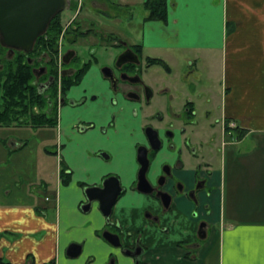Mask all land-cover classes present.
<instances>
[{
    "label": "crops",
    "instance_id": "1",
    "mask_svg": "<svg viewBox=\"0 0 264 264\" xmlns=\"http://www.w3.org/2000/svg\"><path fill=\"white\" fill-rule=\"evenodd\" d=\"M144 1L81 0V9L88 4L105 15L110 8L126 7L131 22L132 10L143 7L139 32L130 29L125 43L132 48L139 45L141 55L157 53L150 57L164 60L168 75H173L177 50L192 54L190 64L208 67L215 65L213 55H221L218 101L205 97L206 107H199L202 119L197 122L194 109L199 100L191 97L189 107L194 112L185 114L193 122H185V132L176 138L180 146L193 145L197 158L191 162L183 148L182 164L175 174L190 187L198 164L199 173H210L207 187L196 193V202L186 193L175 196L170 209L159 215L158 224L149 219L146 211L158 214L160 204L132 189L138 169L136 147L146 140L142 127L148 106L112 92L98 76L103 101L100 113L94 114L99 118L96 130L80 129L77 122L82 116L73 115L62 103L55 126L60 129L58 137L63 143L58 154L64 162H59L50 180L35 182L33 190L9 188L0 194V257L4 260L13 264H108L113 255L117 264H136L135 255L128 251L138 246L137 264H264V0H166L165 21L147 20ZM111 35L116 37L110 29L102 31V44ZM79 89L66 94L78 96ZM211 110L217 111V117L211 118ZM223 118L235 124L232 132L220 131L216 120ZM11 125L44 127L13 123L0 125V130ZM233 128L240 132L234 134ZM26 139L0 137V151L21 150ZM161 155L162 151L150 174L158 169ZM60 163L70 172L67 183L62 182ZM107 175L118 176L124 187L109 224L96 201L89 210L82 209L84 187L99 184ZM201 222L204 237L198 235ZM106 228H121L127 253L102 238ZM73 242L81 250L71 257L66 249Z\"/></svg>",
    "mask_w": 264,
    "mask_h": 264
},
{
    "label": "rangeland",
    "instance_id": "2",
    "mask_svg": "<svg viewBox=\"0 0 264 264\" xmlns=\"http://www.w3.org/2000/svg\"><path fill=\"white\" fill-rule=\"evenodd\" d=\"M126 11V7H120L117 9L110 8L106 11L105 15H103L99 9H94L88 4L77 13H75L72 8L61 11V18L64 24L72 17H74V20L70 28L72 30H69L66 36H63L61 39L62 42L60 49L62 50V53H65L68 50H73L78 57L76 60L64 63L63 68L80 69L84 63H87L81 81L72 84V87L70 86L71 90L70 87L66 90V93H70L71 91L73 93V89L79 87L80 92L78 93V96H68L66 93V95L64 94V105L69 107L73 115L80 114V116H82L77 122L80 129L89 125L93 127L94 131L96 130V121H98L99 118H95L94 114L100 113V105L103 101L100 94L101 86L96 80L98 79V76L103 73L101 69L105 67L107 63H110L112 60L111 58H114V56H116L122 49V45L114 47L110 43L102 44V40L105 38L102 37V31L108 29L114 31L116 33V42L119 41L118 44L126 42V34H128L130 29L135 28L134 31L136 30L139 32L140 18L144 12L143 7L132 10L133 17L131 18V22L128 21L126 17ZM112 14L114 17L109 19V16L111 17ZM82 30H85L87 33L80 36L79 32ZM74 36L76 37V41L71 42L69 39ZM111 40L112 39H109L107 41ZM151 54L153 56H159L154 55L157 53ZM152 55L149 53L141 55L140 64L138 65V72L141 74L140 78L144 80V83L152 90L147 113L154 115L161 111L164 114V119L173 117L171 110L168 109L166 113L164 110L165 100L169 99V96L172 94L176 97H174L170 103L172 104L175 113H178L181 118L180 121H178L179 125V123L182 124L181 121H184L186 118L184 111L185 108H182L184 101L191 97L193 99L198 98L199 101L194 109L196 112V118L194 120L199 122V119L201 118L200 111L202 112V108L204 109L206 107L204 104L205 97L212 96L213 98L211 99L215 101H218V97H220L221 55H213L214 57L211 59L215 65L213 67H208L206 65L204 66L202 63H196L195 65L190 64L189 59L192 57V54L186 51L177 50L173 53V59H175V61L172 62L173 75L165 73L160 65L146 67L144 59ZM187 75L188 77H186ZM168 81L175 84L176 90L174 87H172V89L169 88V91L166 92L162 90L165 85L168 84ZM138 88L141 89V85ZM83 96H85V101H82ZM141 98V103L144 106L147 104V101L143 95ZM71 99L74 100V103H71ZM170 103L168 101L167 108L170 107ZM200 106L203 107L199 109ZM216 113V110H211V118L217 117ZM204 114L206 113L204 112ZM170 120L174 121L173 118ZM156 121L157 120L154 119L152 123L158 125L159 123ZM174 131V136L178 139L177 131ZM59 134L60 129L55 125L35 127L32 129L30 127H25L24 125L21 127L12 125L8 127L3 126L0 130V137L7 138L8 136H24L27 138V144L21 150L10 152H7L6 150L0 151V161H2L0 162L1 196H3V189L4 193L9 188H11L12 191L18 189L26 190L28 187L33 190L31 186H33L35 182L36 184H39L41 181H46L47 177H49L48 180H50V177L55 175V170L57 169L59 162L63 161L62 156L60 158L58 154L60 143H63L62 138L58 137ZM220 146L223 147L222 142L220 143ZM108 151L112 153L111 149H108ZM102 152L104 151H101L100 154H102ZM104 153L107 154V152ZM30 183L32 184L30 185ZM83 203H85V200ZM96 207L98 209L97 204ZM117 231L122 237L124 232L120 230ZM109 259L110 257L108 258V261Z\"/></svg>",
    "mask_w": 264,
    "mask_h": 264
},
{
    "label": "trees",
    "instance_id": "3",
    "mask_svg": "<svg viewBox=\"0 0 264 264\" xmlns=\"http://www.w3.org/2000/svg\"><path fill=\"white\" fill-rule=\"evenodd\" d=\"M147 10V20L165 21L166 0H145L143 3ZM76 2L70 1V8L75 9ZM67 27L63 31L61 12L57 13L49 22L46 31L39 35L29 52L14 50L0 44V125L8 124H32L35 126L55 125L57 120V107L60 98L64 97L66 90L76 84L82 77L87 63L72 74H61L58 70L59 40L71 31ZM80 31L79 35L86 34ZM61 37V38H62ZM76 41V37L69 39ZM133 50L140 54L139 45L133 46ZM78 57L75 55L72 60ZM147 61L161 65L170 70L167 63L161 58L148 57ZM63 63H61L62 65ZM45 67L44 73L36 76L34 69ZM46 82L45 86L42 84ZM228 120H226V124ZM226 126L225 132L231 131ZM234 134H238L237 128H233ZM232 132V131H231ZM236 134V135H237ZM60 176L63 183H67L70 172L66 166L60 163ZM0 264H13L0 257Z\"/></svg>",
    "mask_w": 264,
    "mask_h": 264
},
{
    "label": "water",
    "instance_id": "4",
    "mask_svg": "<svg viewBox=\"0 0 264 264\" xmlns=\"http://www.w3.org/2000/svg\"><path fill=\"white\" fill-rule=\"evenodd\" d=\"M70 7V0H0V44L12 53L14 50H21L29 52L37 39V37L43 34L50 22V20L59 12ZM124 44V43H123ZM74 54L73 50H68L62 54V61L68 62ZM139 59L137 54L130 48L126 47L122 50L115 59V66L120 67L126 63H138ZM106 70L111 69L109 67H103L101 71L104 73ZM44 71V68L41 72ZM36 76L41 72L34 70ZM112 73V71H111ZM113 76H115L112 73ZM104 76V74H103ZM105 77V76H104ZM138 78V76H136ZM114 86L117 80H113L111 77H107ZM115 79L128 80L130 76L124 73H120ZM133 79V78H132ZM146 98H149L150 90L145 88ZM130 93H128L129 95ZM131 96V95H129ZM133 96H136L135 94ZM144 137L146 138L147 145L140 144L136 147V161L138 163V169L136 172V181L132 186L141 193H150L155 190L154 186L148 180L146 173L149 168V150L158 149L160 146V139L158 137L157 130L152 126H146L143 130ZM164 177H160L157 180L158 185L163 183ZM124 187L120 184V180L116 175H108L104 177L99 184L88 185L84 188V194L86 197V203L82 205L83 210L90 208L91 202L96 201L99 211L105 216L106 222H109V217L112 214V208L116 202L121 191ZM157 197H159L164 207H167L170 200V195L165 191L156 190ZM204 222L199 224L198 235L204 237V231L201 227ZM101 236L112 246L121 248V237L118 233L103 229ZM81 245L78 243H70L66 249L67 255L74 257L80 253ZM126 252L127 251H122ZM132 255H135V263L137 264L139 259L140 250L128 251ZM108 264H117L114 257H110Z\"/></svg>",
    "mask_w": 264,
    "mask_h": 264
},
{
    "label": "flooded vegetation",
    "instance_id": "5",
    "mask_svg": "<svg viewBox=\"0 0 264 264\" xmlns=\"http://www.w3.org/2000/svg\"><path fill=\"white\" fill-rule=\"evenodd\" d=\"M123 49H124V47H123ZM136 54L139 58V61L136 64L126 63V64H122V66H120V67H116L115 66V59L117 56L116 55V56H114V58H111L112 60L110 63H107L105 65V67H109L111 69L112 73L116 77H118L120 75V73H124L127 76H130V79H128V80L115 79V76L112 75L110 70L109 71L106 70V72H104L105 77L102 76L103 73H101L100 76L103 78V80H105L107 82L108 87L112 92L121 93L122 96H124L125 98H127L131 101H134V102H142L141 96L143 95L145 100L147 101V104H145V106H148L149 99H150V96L152 94V90L144 83V80H142L140 78L141 74L138 72V70H139L138 65L140 64L141 54H138V53H136ZM144 62H145L146 67L151 66V65H156L154 63L148 62L147 59ZM42 69H43L42 66H39V67H37L36 71L41 72ZM75 70H73L71 68H65V73L66 74L73 73ZM136 76H138V78ZM107 77H111L114 81L117 80L115 82L114 86H112L111 82L109 81V79ZM140 85L142 87L141 89L138 88ZM172 87H174L176 90L175 84H173V83H171V85L170 84L165 85L164 89H162V90L166 92V91H169V88L172 89ZM145 88L146 89L148 88L150 90V95H149L148 99L146 98ZM128 93H130L129 95H131V96H129ZM134 94L136 96H133ZM174 97H176V96L171 94L169 96V99L165 100V106H164L165 113L169 109V110H171V112H172L171 114L173 115V117H169V118L164 119V114L161 111L159 113L154 114V115L148 114V115H146V124L142 127L143 128L142 130H144V128L146 126H152L154 129L157 130L158 137L160 139V146L158 147V149H155V150L151 149L148 152L149 168H148V171L146 173L148 180L150 181V183L155 188V190H153L150 193H147V195H150L152 198H154L156 201H158V203L160 204V207H161V212L158 214H154L152 212L146 211L149 219H151V221H153L155 224L159 223V218H160L159 215H161L166 210L170 209V204L172 203V200L175 196H177L181 193H186L188 195V197H190L191 200H193V202H196V200H195L196 199V193L200 189H204L207 187V184H208L207 178H208V175H210L209 171H207V170H205L203 174L199 173V171H200L198 169L199 165L197 164L193 173H192V177H193L192 185L190 187H187L182 182V180H180L178 178V176L175 174V170H177L178 167H180V165L182 164L181 154H182L183 148L186 149V151L188 152L189 160L191 162H193L197 158V154L194 152L193 145H190L188 142H186L185 144H183V146H180V145H178L177 140L174 136L175 135L174 130H176L178 136H180L181 134H183L185 132V129H184L185 128L184 126L186 124L185 122H191L192 121V120H189V117L186 115V118H185L186 120L185 119H184V121L182 120L181 121L182 124L180 126L178 125V121H180L181 118L179 117L178 113H175V110L173 109L172 104L170 103ZM187 99L184 101L182 108L183 109L185 108L184 111L187 112L186 114L193 113L194 111L192 110L191 107H189V104L191 103V98L188 100ZM82 101H84V100L82 99ZM168 101L170 103L169 108H167ZM63 103H65V102H63ZM71 103H74L73 99H71ZM171 118H173L174 121H171L170 120ZM154 119L157 120L156 122L159 123L158 125H154V123H152V121H154ZM216 122L219 126L220 131H222V133L224 134L226 126H228V123L226 124V120L224 118L221 119V122L218 120H216ZM89 128H92V126L88 125L86 127H83V129H89ZM102 129H103V127H102ZM223 134H221V135L223 136ZM222 136H221V138H222ZM186 138H187V136H186ZM220 143H221V140H220L219 144ZM141 144L147 145L146 140H145V143H141ZM161 151H162V155H161L162 158L160 156L161 160L159 162L158 169L156 170V172L154 174H150L153 161L157 157L158 153ZM162 176L164 177V179L162 180L163 183L161 185H158L157 180ZM134 184H135V182H134ZM156 190L165 191L166 193H168L170 195L171 198L169 200V204L167 207L163 206L159 197H157V195L155 194ZM117 224H118V220H117ZM120 230H121V228H120ZM111 231L119 234V232L117 230L111 229ZM122 243H123V240H122ZM122 249H123V251H125V250L127 251L125 245L122 246ZM138 250H140V248L138 246H136V247H134L133 251H138Z\"/></svg>",
    "mask_w": 264,
    "mask_h": 264
}]
</instances>
